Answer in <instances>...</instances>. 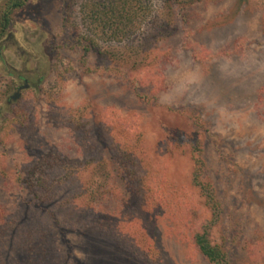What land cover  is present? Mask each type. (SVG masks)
Here are the masks:
<instances>
[{"label": "rangeland", "instance_id": "1", "mask_svg": "<svg viewBox=\"0 0 264 264\" xmlns=\"http://www.w3.org/2000/svg\"><path fill=\"white\" fill-rule=\"evenodd\" d=\"M82 2L27 0L0 42V264H209L207 224L264 264V0H142L120 42Z\"/></svg>", "mask_w": 264, "mask_h": 264}, {"label": "trees", "instance_id": "2", "mask_svg": "<svg viewBox=\"0 0 264 264\" xmlns=\"http://www.w3.org/2000/svg\"><path fill=\"white\" fill-rule=\"evenodd\" d=\"M163 2H173L175 0H162ZM195 1V0H194ZM27 0H0V42L5 37L7 30L12 24V17L16 10L21 9ZM247 0H237L239 5H244ZM147 9V7H146ZM81 11L84 13V21L90 28L94 26L96 36L100 38H111L110 40L120 42L126 38L129 27L140 21L145 16V7L142 0H83ZM66 13V19H67ZM89 30V31H90ZM77 43L82 45L84 53L90 51L102 52L97 44L96 37L90 34L74 32ZM98 33V35H97ZM94 34V33H93ZM16 89L18 87H15ZM24 89V88H22ZM21 89V90H22ZM9 125L12 121H6ZM199 158H195L198 164ZM199 169H195L192 184L199 189L205 205L212 215L217 214L219 203L216 200L214 190L210 184L200 179ZM210 227L205 225L200 232L193 236V242L198 252L206 259L209 264H229L226 252L218 245L213 244L209 238Z\"/></svg>", "mask_w": 264, "mask_h": 264}, {"label": "clouds", "instance_id": "3", "mask_svg": "<svg viewBox=\"0 0 264 264\" xmlns=\"http://www.w3.org/2000/svg\"><path fill=\"white\" fill-rule=\"evenodd\" d=\"M197 79L195 73L186 72L180 79L177 90H183L188 84L195 82Z\"/></svg>", "mask_w": 264, "mask_h": 264}, {"label": "flooded vegetation", "instance_id": "4", "mask_svg": "<svg viewBox=\"0 0 264 264\" xmlns=\"http://www.w3.org/2000/svg\"><path fill=\"white\" fill-rule=\"evenodd\" d=\"M22 81H23V85L19 86V87L16 89V91H17L18 94H19L20 88H22V87H27V85H28V84H27V82H28L27 79L23 78Z\"/></svg>", "mask_w": 264, "mask_h": 264}, {"label": "water", "instance_id": "5", "mask_svg": "<svg viewBox=\"0 0 264 264\" xmlns=\"http://www.w3.org/2000/svg\"><path fill=\"white\" fill-rule=\"evenodd\" d=\"M22 88H25V87H22ZM22 88H20V90H21ZM18 96H19V95H18V93L16 92L13 96H11V100H16Z\"/></svg>", "mask_w": 264, "mask_h": 264}]
</instances>
